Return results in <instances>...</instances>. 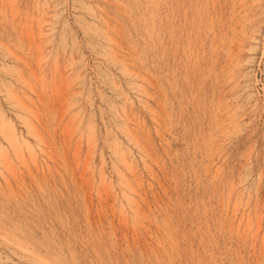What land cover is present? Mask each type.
<instances>
[{"label":"rangeland","instance_id":"374dc122","mask_svg":"<svg viewBox=\"0 0 264 264\" xmlns=\"http://www.w3.org/2000/svg\"><path fill=\"white\" fill-rule=\"evenodd\" d=\"M0 147V264H264V0H0Z\"/></svg>","mask_w":264,"mask_h":264},{"label":"bare ground","instance_id":"6f19581e","mask_svg":"<svg viewBox=\"0 0 264 264\" xmlns=\"http://www.w3.org/2000/svg\"><path fill=\"white\" fill-rule=\"evenodd\" d=\"M39 2H40V1H39ZM8 3H9V1H8ZM117 3H118V2H117ZM15 4H16V3H15ZM49 4H50V3H49ZM12 5H13V4H12ZM53 5H54V3H53ZM113 5H114V4H113ZM43 7H44V6H43ZM47 7H48V6H47ZM55 8H56V7H55ZM48 9H49V8H48ZM43 10H44V9H43ZM36 11H37V10H36ZM41 13L43 14V12H41ZM25 14H26V13H25ZM45 14H46V12H45ZM16 15H17V14H16ZM46 15H47V14H46ZM48 16H49V15H48ZM17 17H18V16H17ZM40 18H41V17H40ZM41 19H42V18H41ZM23 20H24V19H23ZM48 20H49V19H48ZM39 21H40V20H39ZM46 21H47V20H46ZM36 22H38V21H36ZM40 22H41V21H40ZM43 22H45V20H42V22H41L42 24H45V23H43ZM47 22H48V21H47ZM41 23L39 24V26L41 25ZM37 24H38V23H37ZM52 24H53V23H52ZM150 25H151V24H150ZM42 26H43V25H42ZM103 26H104V25H103ZM37 27H38V26H37ZM30 29H31V31H28V32H33V28H30ZM103 29H104V28H103ZM26 30H27V29H26ZM26 30H25V31H26ZM39 30H41V29H39ZM114 30H115V29H114ZM144 30H145V29H144ZM99 31H100V30H99ZM156 32H157V31H156ZM36 33H37V32H36ZM44 33H45V32H43V35H42V36H45L46 33H45V34H44ZM30 34H31V33H30ZM47 34H48V33H47ZM26 35H27V34H26ZM31 35H32V34H31ZM34 35H35V34H34ZM34 35H33V36H34ZM40 35H41V34L39 33V37H41ZM50 35H51V34H50ZM37 36H38V35H37ZM34 37H35V36H34ZM251 38H252V37H251ZM33 39H34V41H35V38H33ZM33 39H32V40H33ZM46 39H47V38H46ZM105 39H106V38H105ZM29 40H31V38H30ZM41 40H42V39H41ZM106 40H107L109 43H113V40L111 39V37H107ZM251 40H252V39H251ZM251 40H250V41H251ZM254 40H255V39H254ZM154 41H155V40H154ZM35 42H36V41H35ZM114 42H115V41H114ZM42 44H43V43H42ZM117 44H118V43H117ZM43 45H44V44H43ZM31 46H32V45H31ZM37 46L39 47L38 49H40V46H39V45H37ZM35 47H36V46H35ZM36 49H37V48H35V50H36ZM112 49H113V48H112ZM238 50H240V49H238ZM111 51H114V53L116 54L115 50H111ZM29 52H31V51H29ZM36 52H37V51H36ZM63 53H64V52H63ZM117 53H118V52H117ZM132 53H133V52H132ZM109 54H110V53H109ZM109 54H108V56H109ZM118 54H119V53H118ZM118 54H116V55H118ZM120 54H121V53H120ZM111 55H112V54H111ZM121 55H122V54H121ZM12 56L16 57L15 54H13ZM40 56H41V55H40ZM42 56H43V54H42ZM42 56H41V57H42ZM44 56H45V55H44ZM63 57H64V56H63ZM114 57H115V59L117 58L115 55H114ZM33 58H34V57H33ZM39 58H40V57H38V59H39ZM122 58H123V57H122ZM16 59H18V58L16 57ZM42 59L44 60V58H42ZM118 59H121V58L119 57ZM118 59H116L117 62H118ZM20 60H22V58H21ZM40 60H41V58L39 59V61H40ZM121 60H122V59H121ZM25 61H26V60H23L22 62H25ZM39 61H38V62H39ZM44 61H45V60H44ZM123 61H124V60H123ZM22 62H21V63H22ZM38 62H37V63H38ZM41 63H42V62H41ZM41 63H39V64H41ZM25 64H28V65H29V63H25ZM35 64H36V63H35ZM39 64H38V65H39ZM57 64H58V63H56V65H57ZM122 64H124V62H123ZM36 65H37V64H36ZM38 65H37V66H38ZM46 65H47V64H46ZM46 65H45V66H46ZM132 65H133V64H132ZM26 66H27V65H26ZM39 66H40V65H39ZM39 66H38V67H39ZM43 66H44V65H43ZM58 66H59V65H58ZM64 66H65V65H64ZM124 66H125V65H124ZM29 67H30V66H29ZM29 67H27V68H29ZM126 67H128V66H126ZM126 67H125V68H126ZM30 68H31V67H30ZM30 68H29V69H30ZM36 68H37V67H36ZM39 68H40V67H39ZM51 68H52V67H51ZM69 68H71V67H69ZM125 68H124V69H125ZM142 68H143V67H142ZM25 69H26V68H25ZM25 69H24V70H25ZM41 69H42V68H41ZM52 69H53V68H52ZM52 69H51V70H52ZM126 69H127V68H126ZM30 70H32V69H30ZM30 70H29V71H30ZM42 70H43V69H42ZM22 71H23V70H22ZM27 72H28V71H27ZM31 72H32V71H31ZM35 72H36V70H35ZM128 72H129V70H128ZM128 72H127V73H128ZM33 73H34V71H33ZM33 73H32V74H33ZM39 73H40V72H39ZM42 73H45V72H42ZM42 73H41V74H42ZM47 73H48V72H47ZM129 73H132V71L129 72ZM136 73H137V72H136ZM47 75H48V74H46V76H47ZM62 75L64 76L65 74H62ZM62 75H59V76H62ZM132 75H133V73H132ZM34 76H35V79L38 78V77H36L37 75L34 74ZM43 76H44V74L42 75V78H43ZM46 76H45V77H46ZM136 76H137V78H139L138 75H136ZM32 77H33V76H32ZM45 77H44V79H46ZM64 77H65V79L67 78L66 76H64ZM39 78L41 79V77H39ZM60 78H61V77H60ZM134 78L136 79L135 75H134ZM69 79H70V78H69ZM132 79H133V78H132ZM143 79H145V78H143ZM234 79H235V78H234ZM18 80H19L18 82L22 83V84H21L22 86H26V88H27L28 86H30V85H29L30 83L27 82L26 80H24V78L22 77V75L19 76V79H18ZM63 80H64V79H63ZM137 80H138V79H137ZM137 80H136V81H137ZM229 80H230V79H229ZM38 82H39V81H38ZM44 82H45V81H44ZM61 82H62V81H61ZM64 82L66 83V82H68V81H64ZM41 83H42V81H41ZM136 83H138V82H136ZM51 84H52V83H51ZM66 84H68V83H66ZM66 84H62V85H65V86H66ZM141 84H142V83H141ZM142 85H143V84H142ZM15 86H16V85H15ZM15 86H14V88H15ZM16 87H20V86L17 85ZM69 87H70V86H69ZM69 87H64V88H69ZM11 88L14 89L13 87H11ZM21 88L23 89V87H21ZM30 88H31V87H30ZM136 88H137V86H136ZM136 88H135V91H136ZM19 89H20V88H19ZM69 89H72V87H70ZM16 90H18V89H16ZM20 90H21V89H20ZM23 90H25V89H23ZM63 90H64V89H63ZM63 90H62V91H63ZM138 90H139V89H138ZM13 91H14V90H13ZM27 91H28V90H27ZM33 91H34V89H33ZM57 91H58V90H57ZM65 91H66V90H65ZM140 91H141V88H140ZM142 91H143V90H142ZM11 92H12V90L9 91L8 94H10ZM22 92H25V91H22ZM73 92H74V91H72L71 94H72ZM26 93H27V92H26ZM58 93L60 94V91H58ZM58 93H57V94H58ZM63 93H64V92H63ZM140 93H143V92H140ZM145 93H146V92H145ZM12 94H13V93H12ZM12 94H10L11 99H13V100H14V99H17V97H18L17 93H16V94H13V95H12ZM20 94H21V93H20ZM20 94H19V95H20ZM73 94H74V93H73ZM60 95H61V94H60ZM144 95H145V94H144ZM16 96H17V97H16ZM56 96H57V95H56ZM70 96H71V95H70ZM24 97H25V95H24ZM19 98H20V97H19ZM57 98H58V97H57ZM28 99H33V98L29 96ZM28 99H27V100H28ZM141 99H142V98H141ZM234 99H235V98H234ZM39 100H40V99H39ZM29 101H30V100H29ZM236 101H237V100H236ZM17 102H18V101H17ZM17 102H16V103H17ZM32 102H34V101H32ZM61 102H62V101H61ZM145 102H146V101H145ZM19 103H20V101H19ZM19 103H17V104H19ZM40 103H41V102H40ZM14 104H15V103H14ZM21 104H22V101H21ZM21 104H20V105H21ZM31 104H32V103H31ZM41 104H42V103H41ZM67 104H69V103L65 102L64 105L66 106ZM148 104H149V103H148ZM26 105H28V104L26 103ZM70 105H71V104H70ZM70 105H67V107L69 106V108H68L67 110H70V107H71ZM22 106H24V105L22 104ZM29 107H30V106H29ZM29 107H26L27 112L30 111ZM27 108H28V109H27ZM23 109H24V108H23ZM23 109L21 108V111H22ZM31 109H32V108H31ZM24 110H25V109H24ZM26 110H25V111H26ZM32 110H33V109H32ZM64 110H66V107H64ZM232 110H233V109H232ZM60 111H61V109H60ZM22 112H23V111H22ZM27 112H23V113H27ZM69 112H70V111H69ZM69 112H68V113H69ZM29 113H30V112H28L27 114H29ZM64 113H65V111L63 112V114H64ZM75 113H76V112H75ZM123 113H124V112H123ZM231 113H232V112H231ZM233 113H234V112H233ZM21 114H22V113H21ZM34 115H35V114H34ZM58 115H59V114H58ZM74 115H75V114H74ZM77 115H78V114H77ZM125 115H126V113H125ZM27 116H29V115H27ZM61 116H62V115H61ZM126 116H127V115H126ZM233 116L235 117L234 114H233ZM233 116H232V117H233ZM1 117H3V116H1ZM29 117H30V116H29ZM29 117H28V118H29ZM31 117H32V116H31ZM31 117H30V119H31ZM128 117H129V116H128ZM234 117H233V118H234ZM20 118H22V117L20 116ZM25 118H26V116H25ZM33 118H35V117H33ZM36 118H38V117H36ZM3 119H5V118L3 117ZM60 119H61V118H60ZM120 119H122V118L120 117ZM229 119H232V118H229ZM235 119H236V118H235ZM26 120H27V119L23 120V122L26 124V126H27V128H28V126H29V122H28V120H29V119H28L27 121H26ZM32 120H33V119H32ZM32 120H30V121H32ZM124 120H125V119H124ZM130 120H131V119H130ZM160 120H161V119H160ZM229 121H230V120H229ZM60 122H61V121H60ZM124 122H125V121H124ZM130 122H131V121H130ZM75 123H76V121H75ZM126 123H127V122H126ZM30 124L32 125V127H34L33 125H35V124H32V122H31ZM231 124H234V123L231 122ZM79 125H80V123H79ZM87 125H88V124H87ZM125 125L127 126V124H125ZM64 126H65V125H64ZM68 126H69V125H68ZM77 126H78V125H77ZM77 126H76V127H77ZM90 126H91V125H90ZM29 127L32 128L31 126H29ZM36 127L38 128V126H36ZM36 127H35V128H36ZM8 128H9V129H8ZM8 128H7L8 130H6V134H7V132H8V134H7V136H6L5 138H6V140L8 139V142L10 143V145L12 146V148L14 149V151H16V152H20V151H19V149H21V147H19V146H20V141H19L20 138L16 135V132H14V131H12V129H10V127H8ZM11 128H12V127H11ZM30 128H29V129H30ZM35 128L32 129V130L34 131ZM76 129H77V128H76ZM76 129H75V131H76ZM88 129H89V128H88ZM126 129H127V128H126ZM36 130H37V129H36ZM33 131H32V132H33ZM66 131H67V129H66ZM72 131H73V130H72ZM90 131H91V130H90ZM123 131H125V133H127L125 129H124ZM30 132H31V130H30ZM34 132H36V131H34ZM34 132H33L31 135H33ZM129 132H130V129H129ZM129 132H128L127 134H128V135H131L132 133H129ZM77 133H78V132H77ZM40 135H41V134H40ZM93 135H94V134H93ZM133 135H134V134H132V136H133ZM161 135H162V134H161ZM35 136H39V135H35ZM66 136H67V135H66ZM69 136H70V135H69ZM81 136H82V135H81ZM226 136H227V135H226ZM35 138H36L37 140L40 139L39 137H38L39 139H38L37 137H35ZM82 138H83V136H82ZM93 138H94V136L91 135V137H90V141H89L90 144H91V145L89 144V145H90V148L95 147V141H94ZM64 139H65V137H64ZM132 139L134 140L135 138L133 137ZM41 140H42V139H41ZM95 140H96V139H95ZM44 141H45V140H44ZM82 141H83V140H82ZM41 142H43V141H41ZM25 143H26V142H25ZM28 144H29V143H28ZM42 144H43V143H42ZM23 145H24V144H23ZM25 145H26V144H25ZM43 145H44V144H43ZM114 145H115V146H114ZM114 145H113V147H114V149H115V152H114V153H115V154L117 155V157H118V162H120L121 164H123V166H125V169H126V170H128V169L131 170V169H132V166H130V165H131L132 161H131V162L129 161V156L127 155L128 153L126 154V153H125L126 151L124 152L123 149L119 146V145H121V144L118 145V144H115V143H114ZM29 146H30V145H29ZM26 147H27V145H26ZM26 147H25V148H26ZM0 148H2V147H0ZM120 148H121L122 150H121ZM3 149H4V147H3ZM27 150H29V151H30V154L33 155V152H34L33 149L27 147ZM40 150H41V149H40ZM7 151H8V150H7ZM21 151H23V150H21ZM7 154H8V153H7ZM17 154H18V153H17ZM17 154H16V155H17ZM21 154H22V153H21ZM21 154H20V155H21ZM88 154H89V153H88ZM90 154H91V153H90ZM129 154H130V153H129ZM14 155H15V153H14ZM28 155H29V154H28ZM91 155H93V154H91ZM116 155H115V156H116ZM87 156H88V155H87ZM6 157H7V156H6ZM19 157H20V156H19ZM30 157H31V156H30ZM89 157H91V156H89ZM93 157H94V156H93ZM20 158H22V157H20ZM132 158H133V157H132ZM7 159H8V158H6V160H7ZM18 159H19V158H18ZM34 160H35V159H34ZM8 162H10V161L8 160ZM24 162H25V161H24ZM89 162H90V161H89ZM120 163H119V164H120ZM8 164H9V163H8ZM23 165H24V164H23ZM27 165H28V164H27ZM76 167H77V166H76ZM127 168H128V169H127ZM86 171H87V170H86ZM89 171H90V170H89ZM116 171H117V170H116ZM128 171H129V170H128ZM117 172H118V171H117ZM132 173H133V172H132ZM93 174H94V173H93ZM124 174H125V173H123V175H124ZM120 175H121V174H120ZM126 175H127V174H126ZM89 176H90V175H89ZM94 176H95V175H94ZM76 177H77V176H76ZM101 177H103V176H101ZM119 178L124 179L125 176H122V177H119ZM127 178L130 179L129 177H127ZM122 179H121L120 181H122ZM134 179H135V178H134ZM100 180H101V179H100ZM102 180H103V178H102ZM105 180H106V179H105ZM86 181H87V180H86ZM88 181H89V180H88ZM93 181H94V180H93ZM103 181H104V180H103ZM125 181H126L125 179L122 181L123 186H125L126 184H130L129 180H128V183H126L127 181H126V182H125ZM130 181H131V180H130ZM7 182H8V181H7ZM120 183H121V182H120ZM122 183H121V184H122ZM124 184H125V185H124ZM140 184H141V183H140ZM129 186H130V185H129ZM231 187H232V186H231ZM231 187H230V188H231ZM128 188H129V187H128ZM130 188H131V187H130ZM230 188H229V189H230ZM124 189H125V188H124ZM108 190H109V189H108ZM125 190H127V188H126ZM130 190H131V189H130ZM230 191H231V190H230ZM124 192H125V191H124ZM124 192H123V193H124ZM126 192H128V190H127ZM126 192H125V193H126ZM129 192H130V191H129ZM131 192H132V191H131ZM230 194H231V193H230ZM123 196H125V194H124ZM137 196H138V195H137ZM224 197H225V196H224ZM124 198L127 200V203H129V205L134 206V205H133V204H134V202H133L134 199H132V198L129 196V193L126 194V196H125ZM240 198H241V197H240ZM239 204H240V203H239ZM129 208H130V207H129ZM130 209H131V208H130ZM132 210H133V209H132ZM235 210H236V209H235ZM121 211H122V210H121ZM122 215H123V214H122ZM134 215H135V214H134ZM136 215H137V214H136ZM248 220H249V219H248ZM250 220H252V219H250ZM138 223H139V222H138ZM248 223H249V222H248ZM257 227H258V226H257ZM248 230H249V229H248ZM263 237H264V236H263ZM242 240H243V239H242ZM14 245H15V243H14ZM15 246H16V245H15ZM20 246H21V244H20ZM21 247H22V246H21ZM24 247H25V246H23V248H24ZM18 249H21V248H19V245H18ZM26 250H27V249H26ZM23 251H25V250L23 249ZM28 255H29V253L27 254V256H28ZM33 255H34V254H33ZM27 256H26V257H27ZM30 258H31V257H30ZM31 259H34V258H31ZM35 259H36V258H35ZM38 259H39V258H38ZM34 262H36V260H35Z\"/></svg>","mask_w":264,"mask_h":264}]
</instances>
